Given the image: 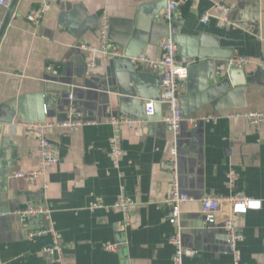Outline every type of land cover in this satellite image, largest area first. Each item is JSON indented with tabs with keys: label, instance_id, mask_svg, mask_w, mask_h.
I'll return each mask as SVG.
<instances>
[{
	"label": "crops",
	"instance_id": "1",
	"mask_svg": "<svg viewBox=\"0 0 264 264\" xmlns=\"http://www.w3.org/2000/svg\"><path fill=\"white\" fill-rule=\"evenodd\" d=\"M160 1L19 0L0 45V105L23 100L25 119L55 122L68 119L72 105L76 110L72 117L81 113L86 123L76 130L54 127L47 132L59 161L37 180L16 176L39 166L37 140L23 130L11 133L10 163L0 177V210L8 213L0 215V264H55L45 251L53 235L28 236L29 230L46 229L49 223L69 264H173L175 250L169 240L177 226L170 221L172 210L165 200L172 179L166 163L175 142L180 187L191 197L181 207L183 242L195 251L184 264H235L222 207L215 224L204 227L201 199L236 193L258 201L246 213L233 216L244 235L237 247L239 264H264V122L254 126L246 118L226 116L264 111V0H177L171 35L180 59L189 66L181 110L186 120L205 118L195 126L185 120L177 138L163 121L167 107L160 102L162 67L133 63V56L142 52L151 60L161 58L159 42H150L148 16ZM217 3L232 6L227 27H218L214 18L203 22ZM42 5H48L42 18L30 22L29 12ZM8 10L0 9L1 25ZM104 11L110 15L109 40L118 50L114 61L81 48L98 44ZM203 51L216 54L210 57V66L200 68L203 59L193 53ZM238 54L253 60L237 72L250 83L244 104L228 106L222 96L199 89L196 79L202 72L213 75ZM111 63L114 73L108 82L106 69ZM68 94L73 95L71 101ZM147 100L156 104L152 117L146 115ZM112 116L144 121L138 127L116 126ZM18 120L23 119L16 115L10 125ZM117 134L123 142L118 166L109 153L110 138ZM230 170L237 174L234 186L229 185ZM123 194L134 201L130 224L122 209L112 208ZM93 200L111 207L91 210ZM28 205L49 208L51 221L40 215L25 227L10 214L11 209ZM104 244L118 248L106 250Z\"/></svg>",
	"mask_w": 264,
	"mask_h": 264
},
{
	"label": "built area",
	"instance_id": "2",
	"mask_svg": "<svg viewBox=\"0 0 264 264\" xmlns=\"http://www.w3.org/2000/svg\"><path fill=\"white\" fill-rule=\"evenodd\" d=\"M13 0H0V9L9 8ZM178 7L177 0H169L168 6L161 11V18L167 22H170ZM48 9V5H42L33 8L27 15V19L32 23H37L42 18L44 12ZM231 12L232 6L217 3L204 15L203 22L209 23L212 18L215 19L218 27H227L231 24ZM101 26L99 29V41L97 45H83L81 48L85 51L92 53H99L103 57L109 55L118 54V50L115 45L109 40L110 32V15L109 12L104 11L101 13ZM1 27V21H0ZM159 47L161 48L162 55L159 60H151L146 52H142L139 56H136L133 61L137 67L146 66L153 69L162 67L163 73L161 78V99L160 102L167 107V114L164 116L163 121L167 128L174 134L175 138L178 137L181 131L182 123L186 120L183 117L181 110L180 94L184 86V83L189 75V66L185 64L179 57L178 45L171 36L161 37L159 40ZM252 59L243 55L232 56L227 65V69L238 68L244 69L252 64ZM94 66V62L90 64ZM70 101L73 99V95L68 96ZM155 101H146V115L152 116L155 113ZM69 117L64 121H26L18 120L10 125L12 134H16L19 131H25L34 136L39 145V166L35 169L28 171H20L16 174L17 177L24 178L26 180H37L47 174V172L54 167L58 161V153L48 138L47 132L54 127H61L68 130H76L86 123V120L78 113L79 118L74 119L72 116L76 113L74 106H69ZM228 118H246L252 125L257 126L264 122V111H236L226 114ZM205 120L202 118H189L187 123L190 126H195L198 122ZM144 119H132L128 117L112 116L111 122L116 126L128 125L130 127H138L143 123ZM110 155L113 158L114 164L119 165L120 159L123 154V142L120 134L113 135L110 138ZM178 147L177 143L170 148L169 156L167 158V169L171 174V190L166 198V204L170 206L172 213L170 215V221L177 226L176 232L170 237V243L174 246L173 264H184V258L192 256L195 251L187 248L183 242L182 227L180 223L182 205L189 202L191 197L183 192L180 187V173H179V161H178ZM229 185L234 186L237 174L234 170H230L228 173ZM48 184H45L47 187ZM228 202L231 206V215L229 219L224 222V228L226 231V240L231 246L234 256L235 264H239L238 261V244L244 240V235L238 229L234 215L246 213L250 208L257 206L258 201L246 196L242 193L232 194L225 198L220 196L205 195L201 199V211L206 216V222L217 221L218 213L221 211L222 204ZM134 201L131 197L123 194L113 205L112 208H120L124 211L126 224H130L132 215V206ZM111 206L106 205L102 200H93L90 203V209L96 210L99 208L108 209ZM50 209L43 205H28L24 207H18L10 212L19 217L23 226L28 227L29 221L36 216H44L49 221ZM2 213L0 215H4ZM50 233L53 235V243L51 246L45 248V251L52 256V260L55 264H69L64 251V246L59 241L58 233L52 223H49V227L40 230H29L28 236L31 238L42 237L43 235ZM106 250H116L118 244H104Z\"/></svg>",
	"mask_w": 264,
	"mask_h": 264
},
{
	"label": "water",
	"instance_id": "3",
	"mask_svg": "<svg viewBox=\"0 0 264 264\" xmlns=\"http://www.w3.org/2000/svg\"><path fill=\"white\" fill-rule=\"evenodd\" d=\"M169 0H161L156 4V6L150 11L149 18L152 20L150 21V42L152 44H156L159 42L161 37L171 36L175 41L176 39L171 35V32L175 31V15L173 19L170 21L172 22L170 25V22H167L163 20L160 16L161 11L168 6ZM19 3V0H13L9 10L8 14L4 20V22L1 25L0 28V45L1 42L8 30L9 24L12 20V17L16 11L17 5ZM135 35L138 34L139 31H136ZM213 54H205V52H195L193 55L198 58H202V62H200L198 65L200 68L202 67H208L212 64V59L210 57H215L216 54L214 51ZM137 54H135L133 57H136ZM232 57V56H231ZM230 57V58H231ZM108 59H111L112 61L115 60V57L113 54L109 55L107 57ZM229 58V59H230ZM229 59L224 63L223 66L218 67L216 72L211 75L210 73L205 76V73L202 72L200 76H198L196 80L199 82V89H202L204 91H207V94L213 95V97H218V95L222 96V99H225L227 105L235 104L236 106H242L244 104V91L246 84L250 83V81H247L245 78H240L237 75V72H243V69L238 68H231L227 69L228 61ZM134 63V61H133ZM136 66V64L134 63ZM112 63L107 67L106 69V77L108 78V82L112 79L113 76V69H112ZM222 73H225V75H222ZM219 77H222L219 82H214L210 85L209 81L215 80ZM195 78V77H194ZM197 82V81H196ZM68 94L67 96H69ZM146 107V103H145ZM27 109L25 107L24 101H12L8 104H1L0 105V177H2V173H4L8 169V163H10V158L7 157V149L13 144L11 140V130H10V123L13 122L16 115H19L21 119L26 121H37L34 119H25L26 117ZM156 114V105H155V113ZM152 115V116H154ZM149 116V117H152ZM231 206L230 203L225 202L222 204V213H221V220L226 221L229 219L231 215ZM10 211H13L11 209ZM1 212V210H0ZM7 212V211H6ZM6 212L4 215H8ZM7 217V216H3ZM204 221L203 225L204 227H210L213 226L215 223L213 222H206V216L203 215Z\"/></svg>",
	"mask_w": 264,
	"mask_h": 264
}]
</instances>
